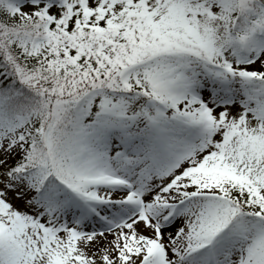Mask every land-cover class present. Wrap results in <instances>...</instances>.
<instances>
[{
	"label": "snow or ice",
	"instance_id": "6c2138e0",
	"mask_svg": "<svg viewBox=\"0 0 264 264\" xmlns=\"http://www.w3.org/2000/svg\"><path fill=\"white\" fill-rule=\"evenodd\" d=\"M0 264H264V0H0Z\"/></svg>",
	"mask_w": 264,
	"mask_h": 264
}]
</instances>
